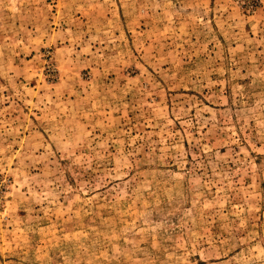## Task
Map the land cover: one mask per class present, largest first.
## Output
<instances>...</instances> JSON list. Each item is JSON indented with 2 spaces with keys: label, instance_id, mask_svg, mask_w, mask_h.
Segmentation results:
<instances>
[{
  "label": "rangeland",
  "instance_id": "1",
  "mask_svg": "<svg viewBox=\"0 0 264 264\" xmlns=\"http://www.w3.org/2000/svg\"><path fill=\"white\" fill-rule=\"evenodd\" d=\"M0 264H264V0H0Z\"/></svg>",
  "mask_w": 264,
  "mask_h": 264
}]
</instances>
